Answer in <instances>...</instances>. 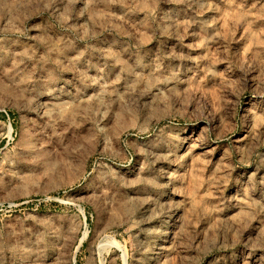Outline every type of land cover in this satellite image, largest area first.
<instances>
[{
  "label": "rangeland",
  "instance_id": "374dc122",
  "mask_svg": "<svg viewBox=\"0 0 264 264\" xmlns=\"http://www.w3.org/2000/svg\"><path fill=\"white\" fill-rule=\"evenodd\" d=\"M0 264H264V0H0Z\"/></svg>",
  "mask_w": 264,
  "mask_h": 264
}]
</instances>
